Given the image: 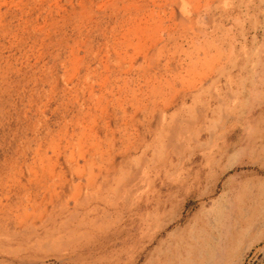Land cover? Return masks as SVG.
<instances>
[{
  "label": "rangeland",
  "instance_id": "1",
  "mask_svg": "<svg viewBox=\"0 0 264 264\" xmlns=\"http://www.w3.org/2000/svg\"><path fill=\"white\" fill-rule=\"evenodd\" d=\"M131 263L264 264V0H0V264Z\"/></svg>",
  "mask_w": 264,
  "mask_h": 264
},
{
  "label": "bare ground",
  "instance_id": "2",
  "mask_svg": "<svg viewBox=\"0 0 264 264\" xmlns=\"http://www.w3.org/2000/svg\"><path fill=\"white\" fill-rule=\"evenodd\" d=\"M229 116H230V115H229ZM186 129H187V128H186ZM163 132H164V131H163ZM211 138H212V137H211ZM155 144H156V143H155ZM240 144H241V143H240ZM196 145H197V144H196ZM238 145H239V144H238ZM233 146H234V145H233ZM203 147H204V146H203ZM205 147H206V146H205ZM211 147H212V146H211ZM227 149H228V148H227ZM236 149H237V147H236ZM178 150H179V149H178ZM208 150H209V149H208ZM230 150H231V149H230ZM202 151H203V150H202ZM226 151H227V150H226ZM221 153H222V152H221ZM212 155H213V154H212ZM218 162H219V161H218ZM112 167H113V166H112ZM232 168H233V167H232ZM223 170H224V169H223ZM225 170H226V169H225ZM124 171H125V170H124ZM207 174H209V173H207ZM210 174H212V173H210ZM215 174H216V173H215ZM217 174H218V173H217ZM219 174H220V173H219ZM219 174H218V175H219ZM221 174H222V173H221ZM136 175H137V174H136ZM218 175H217V176H218ZM207 176H208V175H207ZM207 176H206V177H207ZM131 180H132V179H131ZM133 182H135V180H134ZM136 184H137V182H136ZM132 185H133V184H132ZM133 186H134V185H133ZM122 188H123V187H122ZM135 188H136V185H135ZM135 188H134V189H135ZM123 189H124V188H123ZM126 189H127V188H126ZM134 189H133V190H134ZM135 191H136V190H135ZM128 192H129V191H128ZM137 192H138V191H137ZM123 193H124V192H123ZM247 198H248V197H247ZM132 199H133V198H132ZM245 203H246V202H245ZM158 204H159V203H158ZM138 206H139V205H138ZM161 206H162V205H161ZM144 207H145V206H144ZM159 207H160V206H159ZM137 208H138V207H137ZM140 208H141V207H140ZM237 208H238V207H237ZM159 209H160V208H159ZM235 210H236V209H235ZM146 211H147V210H146ZM231 211H233V210H231ZM154 212H156V211H154ZM150 215H151V214H150ZM150 215H149V216H150ZM156 217H158V216H156ZM156 217H155V218H156ZM153 218H154V216H153ZM136 221H138V220H136ZM241 222H242V221H241ZM135 226H136V225H135ZM129 227H130V226H129ZM139 227H140V225H139ZM133 228H134V227H133ZM162 228H164V227H162ZM198 228H199V227H198ZM257 228H258V226H257ZM204 230H205V229H204ZM132 233H133V232H132ZM208 234H209V233H208ZM124 235H125V233H124ZM186 235H187V234H186ZM231 235H232V234H231ZM213 236H215V234H214ZM129 237H130V236H129ZM194 237H195V236H194ZM153 238H154V237H153ZM233 238H234V237H233ZM127 240H128V239H127ZM135 241H136V240H135ZM125 242H126V241H125ZM141 242H142V241H141ZM145 242H146V241H145ZM130 244H131V243H130ZM141 244H142V243H141ZM163 244H164V243H163ZM227 244H228V243H227ZM120 245H121V244H120ZM125 245H126V244H125ZM174 245H175V244H174ZM228 245H229V244H228ZM123 246H124V245H123ZM124 247H125V246H124ZM124 247H123V248H124ZM173 247H174V246H173ZM160 248H161V247H160ZM178 248H179V247H178ZM225 248H226V247H225ZM156 249H157V248H156ZM136 250H137V249H136ZM163 250H164V249H163ZM138 251H139V250H138ZM155 251H156V250H155ZM224 251H226V250H224ZM119 252H120V251H119ZM158 253H159V252H158ZM223 253H225V252H223ZM143 254H144V253H143ZM174 254H175V253H174ZM133 255H134V254H133ZM161 255H162V254H161ZM140 256H141V255H140ZM173 256H174V255H173ZM212 256H213V255H212ZM212 256H211V257H212ZM131 257H132V256H131ZM166 257H167V256H166ZM166 257H165V258H166ZM230 257H231V256H230ZM150 258H151V257H150ZM155 258H156V257H155ZM165 258H164V259H165ZM167 258H168V257H167ZM171 258H172V257H171ZM85 259H86V258H85ZM152 259H153V258H152ZM133 260H134V259H133ZM180 260H181V259H180ZM148 261H149V260H148ZM169 261H170V260H169ZM176 261H177V260H176ZM181 261H182V260H181ZM165 262H166V261H165ZM173 262H174V261H173ZM131 264H132V263H131ZM177 264H178V263H177Z\"/></svg>",
  "mask_w": 264,
  "mask_h": 264
}]
</instances>
